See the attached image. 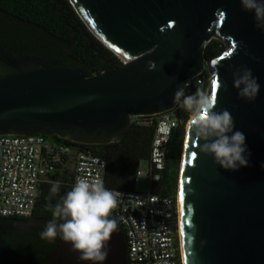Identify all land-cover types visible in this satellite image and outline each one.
Segmentation results:
<instances>
[{"label": "water", "instance_id": "water-1", "mask_svg": "<svg viewBox=\"0 0 264 264\" xmlns=\"http://www.w3.org/2000/svg\"><path fill=\"white\" fill-rule=\"evenodd\" d=\"M68 1L122 65L93 74L52 59L9 55L0 45V136L54 135L83 145L118 142L132 116L173 110L177 86L185 88L207 64L212 78L207 95L215 81L214 110L230 112L250 158L247 167L223 169L199 153L188 120L180 182L182 264H264V32L254 26L253 14L240 0ZM216 38L226 49L207 63L205 47ZM241 67L250 68L260 86L250 102L232 87L233 73ZM46 224L3 220L0 232H39ZM69 248L62 241L42 256L26 257L0 234V264H90ZM103 264H127L119 226Z\"/></svg>", "mask_w": 264, "mask_h": 264}, {"label": "trees", "instance_id": "trees-1", "mask_svg": "<svg viewBox=\"0 0 264 264\" xmlns=\"http://www.w3.org/2000/svg\"><path fill=\"white\" fill-rule=\"evenodd\" d=\"M0 45L9 55H33L52 59L61 66L86 67L93 74L113 70L122 65L121 59L105 47L84 25L68 0H0ZM222 44L211 40L205 47L206 61L220 55ZM185 95L196 93L192 86L184 88ZM182 98L174 108L177 119L182 121L175 128L166 146L165 168L160 180L152 185V191L159 195L176 196L179 165L184 142L185 125L189 112L181 107ZM155 125H130L122 139L105 145H83L58 138L44 136L54 142L70 145L82 152L100 156L107 167L104 184L107 188L124 191L134 190V178L142 161L149 160L150 147ZM56 177V176H55ZM72 173L60 176L56 183L39 185L32 214L28 218H1L13 221H43L53 219L49 204L55 205L71 189ZM58 186V187H57ZM57 188V190H53ZM118 225V224H117ZM41 232L20 234L34 236L36 243L12 248L26 257H39L56 248L62 240L57 236L53 241L41 237ZM5 233L1 236L5 243Z\"/></svg>", "mask_w": 264, "mask_h": 264}, {"label": "built area", "instance_id": "built-area-1", "mask_svg": "<svg viewBox=\"0 0 264 264\" xmlns=\"http://www.w3.org/2000/svg\"><path fill=\"white\" fill-rule=\"evenodd\" d=\"M205 67L187 86L208 93L211 69L207 64ZM181 123L174 109L131 117L130 125H155L147 170L137 171L134 178L135 184L140 177L147 179L148 189L144 193L107 188V163L100 156L38 134L0 136V217H30L39 185L56 183L71 166V187L77 177L85 176L102 181L106 189L121 194L110 218L116 220L124 234L127 264H182L177 196L152 191L165 168L171 133Z\"/></svg>", "mask_w": 264, "mask_h": 264}, {"label": "clouds", "instance_id": "clouds-1", "mask_svg": "<svg viewBox=\"0 0 264 264\" xmlns=\"http://www.w3.org/2000/svg\"><path fill=\"white\" fill-rule=\"evenodd\" d=\"M240 4L245 12L253 14L254 26L264 32V0H240ZM154 67V62L149 61V70ZM232 87L239 98L250 102L260 86L252 70L241 67L233 73ZM174 96L182 98L181 107L192 117L189 136L199 153L212 156L214 163L225 170L249 166L246 137L243 132L234 130L235 123L227 109L214 110L216 98L202 90L185 95L183 86L179 85ZM119 196V192L106 189L102 181L77 177L54 206L49 204L53 219L46 224L41 237L51 242L59 236L70 245V252L78 254V260L103 264L108 255V241L118 228L116 220L110 216Z\"/></svg>", "mask_w": 264, "mask_h": 264}, {"label": "rangeland", "instance_id": "rangeland-1", "mask_svg": "<svg viewBox=\"0 0 264 264\" xmlns=\"http://www.w3.org/2000/svg\"><path fill=\"white\" fill-rule=\"evenodd\" d=\"M216 40L217 42L221 43L223 48H222V51L221 53H223L226 49L225 47V44L222 40L216 38L214 39ZM220 53V54H221ZM211 60H207V63H209ZM206 68V67H205ZM205 93L207 94V91L205 90ZM191 118V116H190ZM190 118L188 120H190ZM189 122V121H187ZM187 124V123H186ZM187 127H188V124L187 126H185V132L187 131ZM184 137H185V134H184ZM49 141H53L51 140L50 138H48ZM182 155H183V147H182V152H181V159H182ZM181 159H180V165H179V174H178V182H177V190H176V196L178 195V191H179V180H180V171H181ZM147 167H148V162L147 161H142L139 165V168H138V172H145L147 170ZM71 166H69V169L66 173H70L71 172ZM148 189V181L147 179L143 178V177H140L139 178V181L135 184L134 186V190L137 191V192H146Z\"/></svg>", "mask_w": 264, "mask_h": 264}, {"label": "flooded vegetation", "instance_id": "flooded-vegetation-1", "mask_svg": "<svg viewBox=\"0 0 264 264\" xmlns=\"http://www.w3.org/2000/svg\"><path fill=\"white\" fill-rule=\"evenodd\" d=\"M6 235V241L9 243V247L11 248H19L24 245H30L33 243H36L37 241H33L34 239H28V238H33L34 236H30L28 238L21 236L20 234H27V233H15V232H10V231H3ZM34 233V232H33ZM1 234V232H0ZM4 240V239H3ZM5 242V241H4Z\"/></svg>", "mask_w": 264, "mask_h": 264}, {"label": "bare ground", "instance_id": "bare-ground-1", "mask_svg": "<svg viewBox=\"0 0 264 264\" xmlns=\"http://www.w3.org/2000/svg\"><path fill=\"white\" fill-rule=\"evenodd\" d=\"M192 120V117L190 118ZM189 120V121H190ZM189 123V122H188ZM187 126V125H186ZM184 154V151H183ZM183 158V155H182ZM181 174H182V164H181V171H180V180H179V191L177 195V207H178V213H179V234H180V247L182 249V241H181V217H180V182H181Z\"/></svg>", "mask_w": 264, "mask_h": 264}, {"label": "snow or ice", "instance_id": "snow-or-ice-1", "mask_svg": "<svg viewBox=\"0 0 264 264\" xmlns=\"http://www.w3.org/2000/svg\"><path fill=\"white\" fill-rule=\"evenodd\" d=\"M229 53H225V55L227 56ZM213 63H215V61H213ZM211 95L216 98V83L215 81L213 82V86H212V91H211Z\"/></svg>", "mask_w": 264, "mask_h": 264}]
</instances>
